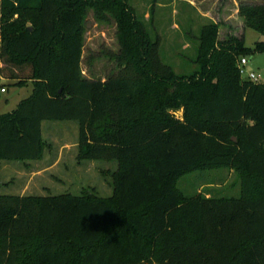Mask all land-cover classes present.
I'll return each mask as SVG.
<instances>
[{
  "label": "trees",
  "instance_id": "obj_1",
  "mask_svg": "<svg viewBox=\"0 0 264 264\" xmlns=\"http://www.w3.org/2000/svg\"><path fill=\"white\" fill-rule=\"evenodd\" d=\"M89 10L118 27L105 81L82 71ZM240 17L263 39L220 40L211 22L179 74L129 0H0V95L3 78L33 84L0 116V264H264V83L239 65L264 53V5ZM46 121L79 122L80 160L118 163L112 197L2 192L3 162L42 159ZM216 169L240 176L239 197L180 189Z\"/></svg>",
  "mask_w": 264,
  "mask_h": 264
},
{
  "label": "rangeland",
  "instance_id": "obj_2",
  "mask_svg": "<svg viewBox=\"0 0 264 264\" xmlns=\"http://www.w3.org/2000/svg\"><path fill=\"white\" fill-rule=\"evenodd\" d=\"M189 1L196 4V8L191 7ZM238 1L241 6L264 5V0ZM232 2L230 0H129L137 17L146 24L152 37L161 38L163 61L171 65L179 74H191L197 69L193 64L199 46L197 39L202 28L213 22L212 19L218 21L221 26L220 40L233 33L227 28L233 31L241 30L236 23L239 18L228 20L221 15L224 7ZM200 12L208 13L210 16L202 17ZM243 33L248 48L254 47L256 42L263 39V36L253 29H246ZM119 52L116 21L114 19L109 22L98 21L94 11L89 10L85 21L83 75L88 79L105 81L109 75L118 72V63L110 56ZM244 58L247 59L249 67L261 75V83H264V53ZM4 68L12 74H18V69L13 66L4 65ZM243 78L246 79L247 75ZM1 83L6 88V93L0 95V116L15 110L33 90L32 82L19 86L16 85V81L3 78ZM176 116L182 117V113L177 112ZM43 138L46 149L42 159L3 162V193L35 197L60 194L112 197L113 174L118 171V163L78 158L79 148L76 147L77 144L79 145L78 121L43 122ZM179 187L188 196L201 192L208 196L239 197L241 179L230 169L208 170L183 177Z\"/></svg>",
  "mask_w": 264,
  "mask_h": 264
},
{
  "label": "crops",
  "instance_id": "obj_3",
  "mask_svg": "<svg viewBox=\"0 0 264 264\" xmlns=\"http://www.w3.org/2000/svg\"><path fill=\"white\" fill-rule=\"evenodd\" d=\"M232 1H234V2H232ZM230 2H232V4H230V5H228V6H226V7H224V12L221 14V15H223V16H225L226 18H228V20H231L232 18H235V17H237V18H239V21L238 22H236L237 23V25H238V27L241 29V30H235V31H233V30H231L230 28H227L228 30H229V32H233V33H231V34H233V35H235V36H238V37H241L244 33H243V31H245L244 30V28H245V24H244V21L241 19V17H240V7H241V4H240V1H238V0H230ZM189 4L191 5V7H194V8H196V4H193V2L191 3L190 1H189ZM198 9V8H197ZM198 11H200L199 9H198ZM200 14H201V16L202 17H209L210 15L208 14V13H203V12H200ZM220 15V14H219ZM218 15V16H219ZM212 21L214 22V23H216V24H218V21H216L215 19H212ZM222 32V31H221ZM221 32H220V34H221ZM198 40V39H197ZM248 69L249 68H251V67H247ZM6 93V92H5ZM43 126V125H42ZM78 144L76 145V147L78 148ZM64 146H62V148H63ZM1 175H2V173H1ZM20 196H22V195H20Z\"/></svg>",
  "mask_w": 264,
  "mask_h": 264
},
{
  "label": "built area",
  "instance_id": "obj_4",
  "mask_svg": "<svg viewBox=\"0 0 264 264\" xmlns=\"http://www.w3.org/2000/svg\"><path fill=\"white\" fill-rule=\"evenodd\" d=\"M248 66L249 65H248L247 59L243 58L241 60V63H240V70H241L242 76L247 75V78L246 79H248L250 81H253L255 83H261V75L260 74H257L256 72H254L252 70V68L251 69L250 68L248 69L247 68ZM5 92H6V90L3 89L2 90V93H5Z\"/></svg>",
  "mask_w": 264,
  "mask_h": 264
},
{
  "label": "water",
  "instance_id": "obj_5",
  "mask_svg": "<svg viewBox=\"0 0 264 264\" xmlns=\"http://www.w3.org/2000/svg\"><path fill=\"white\" fill-rule=\"evenodd\" d=\"M251 69V68H250Z\"/></svg>",
  "mask_w": 264,
  "mask_h": 264
}]
</instances>
